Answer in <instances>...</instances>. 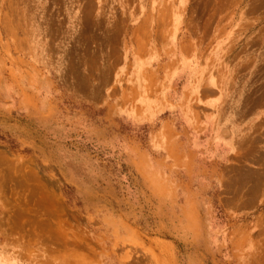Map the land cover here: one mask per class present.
Segmentation results:
<instances>
[{"label": "rangeland", "instance_id": "374dc122", "mask_svg": "<svg viewBox=\"0 0 264 264\" xmlns=\"http://www.w3.org/2000/svg\"><path fill=\"white\" fill-rule=\"evenodd\" d=\"M0 264H264V0H0Z\"/></svg>", "mask_w": 264, "mask_h": 264}]
</instances>
